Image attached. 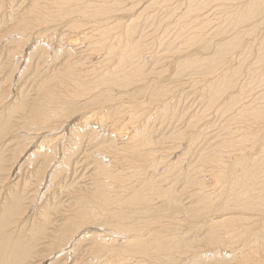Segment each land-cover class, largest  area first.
<instances>
[{
	"label": "bare ground",
	"instance_id": "obj_1",
	"mask_svg": "<svg viewBox=\"0 0 264 264\" xmlns=\"http://www.w3.org/2000/svg\"><path fill=\"white\" fill-rule=\"evenodd\" d=\"M30 1L31 3L29 4L30 6L29 8H27V10H25L26 7H24L21 9V13L15 14V11H13L7 13L8 15L5 13L7 16L4 15L5 18L10 20V24L13 23L11 21H14V26L10 31L11 32L10 36L8 35L7 37L6 34L3 35L2 37L4 38L7 37V38L2 39L0 43V46L4 47L9 53V55H12L11 59L10 57H8L9 55L6 56L7 59L9 58L8 60H11L10 69L11 68H13V70L15 69L12 79L7 75V77L9 78V81L8 80L7 81L8 83L9 82L10 83L8 84L9 86L8 85L6 86L7 87L6 91L7 90L10 91L9 92L10 94L12 90L16 91L18 89L17 86L19 87L20 85V81L24 79V77L26 78L27 76V78H29L33 74L31 70L32 67L35 73L36 65H37V64L35 65V58H38L36 57L37 56L36 54H42V55L47 54V58L45 62L46 67H44L46 72L43 73L41 78L39 77L40 79H37V83H35L38 85L39 93L38 95H36L34 99L35 100L34 103L30 104V102L28 101L20 102L19 99L18 104L15 105L14 102H11V98L8 101V103L6 101H5L6 103H0V135L9 128H11L10 125H12L13 127L12 123L10 125L9 123L8 124L3 123L4 121L2 115L4 113L2 112L3 111L9 112L12 115V112L15 109H19V110H23L22 114L24 116L23 118L24 123L21 124L22 126L19 125L20 127L17 126L18 123L17 125L14 124L16 126H14L13 128H17L16 129L17 135H19V137H22L24 142H26V140H29L27 138L32 136V134L34 135L33 137L34 140L35 139L36 140L34 141L32 139L34 142L28 141L31 144L29 148L23 151L22 153H20L19 156L17 157L16 162H14L12 165L10 164V167L6 168L9 169L8 170L9 172L8 174L4 176L2 175L0 177V192L3 189H5L6 181L8 180L10 182L11 179H15L18 173H21V171L24 169L28 161L29 163H31L32 159L37 158V161L39 162L41 161L48 162V166L45 170V174L43 177L44 179L39 183L34 193L35 200H33V203L31 204L30 207L28 206L29 208L27 209L28 210L27 216L29 217V214H31L32 211H34V209L37 207V204L39 202L43 203L42 200L46 198L49 188H51L54 185V182L56 180L55 177L58 174V172L64 167L70 166V156L72 155V153L78 151V149L82 147L81 145H83L84 143L85 146L88 145L90 148L91 147L95 148L94 151L93 149L91 150L93 151L92 156L96 155L94 157L95 166L92 168L94 170L92 179H94L95 177L96 182L95 184L93 183L94 186L92 189L90 190L88 189V191L78 196V198H80L81 200L78 201L81 202L80 205L81 207L78 208L76 207L75 210L72 209V214L69 213L65 215V217L63 218L61 217L62 221L60 225H59L60 220L49 222L48 214H46L45 221L42 225L43 228L42 229L39 228V230H35L34 235L31 236L28 242H24L20 237L14 238L13 230L8 229V227L6 226V224L9 223L10 213L12 212L14 213L15 211H18V209L21 207V201H22L21 199L25 197L24 195L25 190H23V188L22 189L19 188L17 190H15L16 189L15 188L14 190H10L11 195L13 196L19 195V197L14 198L12 201H9L8 198H5L8 203H5L2 205V207H0V264H29L28 260L31 261L30 257L33 256V253L34 256H36L35 254H37L34 251L37 247V244L41 236L44 238L46 237L47 239L51 238V240H53L54 238V235H50V236L48 235V232L46 231L45 228L47 225L51 224L52 226L53 224H55L57 227L52 228L51 232L57 233L59 231V234L56 237L63 236L60 239V242L56 244L57 246L62 242L64 238H66L63 232L66 230V225L69 227L68 225L69 221L71 219L74 220L76 218H78V220L76 219L74 226L78 228L68 238V240L66 239L68 241L67 244L65 243L66 247L60 249L58 252L57 251L52 252L53 250H51V253L48 254L47 256L48 258H46V260L53 258V259H57V261L61 262L62 264L64 260L63 257L66 254L79 250L80 249L79 247L82 246V244H84V241L88 240L89 241L88 245L89 247H93L92 250L94 252L97 253L99 251L104 253L102 254L103 256L102 260L100 257L95 259H94L95 256L93 257V259L96 260V262L100 261L99 263L97 262V264L109 263L108 260L111 257L110 254L114 253V251H116L118 246L120 245L124 246L123 247L124 251L120 253L118 252L117 255L119 256V258L121 257L125 258L123 255L124 253L126 255L128 253L129 256L130 255L134 256L136 260H133L131 262L129 261L131 264H133L134 262H136L137 264H144V261L141 256H145V255L151 258H157L158 260H162L166 258L168 259L169 264H173L174 262H178L179 260L177 261L176 258H174L171 255L172 253L170 250L179 247L177 246L178 242L177 239H175L172 236L174 234L172 235L170 234L174 239H169L168 236L166 237L164 235L165 229H167V227H170L169 226L170 224L172 226L178 225L177 223L176 224L172 223L173 222L172 218L174 217H171L169 215L171 209H180L184 211L185 214H188V216L189 214H194V216L192 215L191 216L193 217V219L197 218L198 220L194 219L195 221L194 220H192V222L188 221L189 222L188 226L186 225L185 226L189 227L190 230L192 229L194 230L193 241L199 239L198 240L199 241L198 244H199L205 240L204 243L207 244V245L205 244V246H203L204 248L201 249L200 248L196 249L195 247L196 242L192 243L191 245L189 244L190 246L186 247V249H188L186 251L188 257L183 259L180 262V264H264V111L257 110L256 108L251 107L252 103L250 102L246 101L247 103L246 102L244 103L243 101H241V103L243 102L244 104L236 108V112L234 111L235 114L234 115L230 114L227 116L228 117L227 126L229 128L233 127L231 126L232 124H237V123L239 124L237 128L234 127L236 129L232 128V132H235L236 130L238 131V129H240L243 132V134L240 136L237 135L238 136L237 138H228V137L223 138L224 140H221V142L218 143V145L221 148H219V150L217 149L215 152L213 149L214 153L211 155H207V154L205 155L203 154V152L198 153L197 156L201 160L200 161L201 164L205 165V167L207 168L206 170L203 171H201V169L199 170L200 174H204L203 177L197 176L196 177L197 181L191 179L190 180L195 185L197 184L201 185L202 188L195 189L197 190V193H193V194L196 195V199L194 201H191L192 203L190 202L191 204L189 205L191 206L188 205L178 206L177 201L176 203H174V199H173L175 192L171 191V188L169 187L171 186V184H167V183L170 182L171 175L175 174L178 171L184 172L182 168H179L181 160L179 159L178 161L172 162L171 159H169L168 152L166 151L167 150L166 142L168 141L166 140L165 142L162 140L163 142H161L159 141V139L155 140L156 138L153 136L154 129L147 128V126L145 125L146 122L140 123L139 125L134 122V119L138 115L134 113V109H137L138 101L134 102L135 101L134 100L133 103H131L132 105L129 107V111H127L128 109H126V111H122L121 110L122 107L120 106L122 101L121 100L119 101V98L115 96H113L114 99L112 98L110 92L111 90L110 85L102 86L104 83H101L95 79L96 80L95 84L97 85V88L96 87L93 88L87 84L88 82L87 79L85 83L84 82L82 83L76 77L75 80L72 81V84L68 83V81L74 77V72H73L74 67H72V64L73 62L76 61L77 55L78 54L81 55V53L83 52L81 49L75 47H77V45H81L82 41L88 45L87 49L91 50V52L93 50L99 49L101 45L104 46L105 41L108 40L107 38L110 35H108L109 28L102 27L104 25L103 22H105V24L107 25L109 24L108 22H110L109 21L110 17L109 16L106 17V15L113 12L117 8L114 7V5L119 0H116L115 1L116 3L112 2L113 0H100L99 1L100 5L94 3L97 0L94 2L91 1L89 4H87L88 2L86 3L87 0L85 2L83 0H30ZM165 1H168L167 3L171 2V0H165ZM176 1L174 0V2ZM181 1L183 2L182 5H184V3L185 5H187L188 8L187 10H191L190 22H192L194 25L197 23V28L198 26H202L206 24V22H208L209 24L211 23V21L208 19L209 16H207L212 11L211 0H187V1L181 0ZM242 1L243 2L238 5V9L234 13L232 14L228 13L225 15L224 19L226 20V23L225 21L224 23L227 24L226 27L224 29H220L219 27L215 28L216 33L218 32L225 33L227 35L226 37H224L219 41V47L216 45L217 46L216 48L218 49L214 50V52L212 51L213 52L212 54H206V55L203 54L198 57L197 56L188 57V58H195L196 60L193 62L191 61V59L188 58L184 59L185 56L182 57L184 55L183 54L184 52L182 53L183 55L179 58V60H176L178 62L180 61V63L183 65H187L186 68L182 70L183 73L190 72L188 74L201 73V75L203 76L210 75V78L207 79L206 81L204 80L205 81L204 84L201 85L199 89L206 90L209 93V96L207 98L208 101H206L205 104L208 103L209 105L212 104L211 106H213L219 99L223 98L221 105L219 103L220 107H218L219 109L218 111H221V113H219L220 115L221 114L223 115L225 113L228 114L227 112H230L232 110L231 107L233 102H237L236 101L237 99L239 100L237 96H236L237 98L234 97V94L237 93L240 94L241 96H244L246 93L245 88H243L245 87L242 83L243 81H240L239 79L241 75H239L240 77L238 78L239 73L243 74L242 73L243 71H247L244 70L246 67L244 63L245 55H249L248 52L251 49L249 47V44L251 43H249V41L244 40V38H246V36H250V34L252 33H255L254 30L256 28L258 29V27H262L261 30L264 31V0H242ZM214 2L216 1L213 0V3ZM3 4L5 5V3H3V0H0V8L2 9H3ZM167 5L170 6L169 4ZM13 9H15L14 6L10 10L12 11ZM144 10L141 12H144ZM17 15H19L20 17H18ZM61 18L65 20L63 21V23H61L62 26L60 25L61 29L64 28L66 32L68 31L69 33H72L73 36L77 38V39H73L72 37H68L67 39H65V41L69 43L70 47L64 44L63 45L61 44V46L60 45L55 46V42L52 41L53 40L52 38L53 36L51 35L52 33L51 34L46 33L50 29H53L52 27H49L50 26L49 24L53 22L52 20L61 19ZM101 22L103 23L102 26H100ZM129 22L130 21H128L127 24H124L123 26L120 27V29L123 28L125 30V32H123V35H125L123 41L125 43L123 45H120L122 44V42L120 41L121 39L118 38L120 51L121 50L122 51L119 55L117 54L119 56L117 57V59L122 68H125V65L127 66V68H129L131 65H135L136 67L132 69V71H127L126 73L131 74V76L136 78L137 77L136 75L139 76L142 75L143 72H145L146 66L144 65L141 59L143 55L142 56L140 55L146 50L142 52L141 48L144 47L142 46L143 44L139 43L142 39H140L138 42L137 41L138 39L136 40L135 37L136 36L135 33H137L138 30H140L139 28L141 25L135 24L134 21L130 23ZM153 22H155V19ZM115 24L116 23H114V25ZM150 24L151 22L149 23V25ZM182 24L183 26L185 25L187 26L188 21L187 23L182 22ZM3 26L6 27L5 25ZM110 26L112 27V24H110ZM231 26L233 27L235 26L236 28L240 26L242 27L240 29L238 28V30L235 31L233 35H230L229 31L231 30L230 29ZM203 29L204 27L201 28L199 31L195 30V32L191 33L192 35L190 34L187 40H183L181 38L183 40L182 42L184 43L185 41L184 44L191 42L193 44L199 43L201 44L202 49H206V50L210 49L211 42L205 38L210 33L206 32L208 29H206L205 31ZM179 30L181 31L178 32H183L184 29L183 30L179 29ZM178 32L176 31V33ZM57 34L59 33H56V36ZM178 35L180 34L178 33ZM80 37L83 39H81ZM253 38L252 41L255 42L256 39L253 40ZM107 42H110V40ZM114 42L111 43L115 44ZM242 45L244 47V50L242 52L241 51L238 52L239 51L238 49H241ZM15 47H17L18 50L21 49L22 50L19 53L16 52L15 50L11 51V49H14ZM106 47L108 48V46ZM111 47L113 48V46ZM111 47L109 48L110 53L109 51L108 53L110 55H114ZM117 47H115V49L119 48ZM182 47L184 48V46ZM258 47L259 50L256 49V51H258L259 53V56H257V62L256 64H254L255 58H252L254 61L253 62L254 65L252 69L251 68L250 69L254 70L255 72L257 71L260 74L262 71L264 72L263 70L264 69V35L261 37ZM0 51L2 52L3 50L0 48ZM207 53L209 52L207 51ZM101 55L102 54H100V56ZM252 55H254L253 51H252ZM102 59L103 57L101 58V61ZM246 60H248V58H246ZM54 61L55 62L61 61L60 65L62 64L65 65L64 66L65 69L63 71L64 74L62 76L53 75L51 77L52 72H49L48 67H50V65H52ZM90 61H87V63L90 64L89 63ZM178 62L177 65L179 66ZM220 62L223 63V64L221 63L222 64L221 68H220L221 65ZM2 63H0L1 67H3L4 65ZM117 63L115 64L117 65ZM41 65L42 64H39V67ZM84 65L86 66V64ZM92 66H95V64ZM86 67H88V65ZM113 67L117 68L116 66ZM248 67L246 69H249ZM110 68L111 67L109 66L108 71L106 73H103V78H104L103 82L108 83L107 81H112L115 86H121V87H125L130 83L129 81H127L128 78L126 76L120 77L118 75L119 72H117V69L110 70ZM127 68H125L124 70L126 71ZM93 69L94 68L92 67V70ZM40 71H42V69ZM85 71L87 72V70ZM82 73H84V71ZM260 77L264 79L263 76ZM59 78L61 79L60 80L61 85L60 84L58 85L56 83V81ZM43 84H45V86L42 87ZM162 85L160 84V86ZM157 86L158 85L156 86L154 85V87ZM1 87L2 85H0V89ZM152 87L151 89H153ZM163 89L157 88V90L152 91L153 93L152 97H156V99L157 98L159 99V97H161V95L164 93ZM228 89H232L231 93L227 92L229 94L225 93V91ZM40 90L42 92H40ZM85 91L86 93H84ZM21 92L23 93L22 90ZM251 92L252 90L249 93ZM120 93L122 92H119V94ZM224 93L227 95L225 96ZM148 94L151 93H147V95ZM221 95L224 96L220 98ZM70 97L72 98V100H68ZM14 98H16V96ZM125 101L126 103H128L127 99H125ZM171 102L172 101H165L162 104H160L159 107L162 109L164 115L168 117L170 116L169 111L171 110L170 108L172 105L169 104ZM124 105L122 106L125 107ZM84 109L86 110L85 112L83 111ZM80 110L84 112V113L82 112L83 115L81 117L74 116L77 115V113H79ZM125 113H129V114L124 119H122V116ZM59 125H63V126L57 127ZM195 139L196 138H191L189 143L191 142L192 144V142H194ZM9 142H11V140ZM7 146H8L7 142L0 143V174L3 170L5 171V167L4 165H1V163L4 161V152L6 149L5 147ZM196 149L197 148H195V150ZM254 149H257V154L260 153L258 157L253 156L254 154L251 153V151ZM53 152H56L55 158L50 157V155H52ZM224 153H226L227 155H224ZM193 154L194 153H192V155ZM207 163H209L210 165L208 166ZM206 179L208 180L210 179L209 185H211V188L210 186L205 187L204 185L201 184ZM187 180H188L187 182L190 181L189 179ZM123 181H125L127 185ZM112 183L118 184L116 187L117 190H115L116 194L112 190L113 187L112 188L110 187ZM26 184L27 183H24L23 187ZM238 186L245 189V194L248 195L247 198H245L244 194L240 192L239 189H237ZM118 188H121V190L119 189L120 191H118ZM97 199H103V201L106 203V205L101 210L96 209L95 206L94 207L91 206V201ZM158 200L161 201L159 204H156ZM98 203L99 202H97L96 205ZM195 203L196 204L198 203V206H196ZM211 204L214 205L211 208L212 211H207L206 213L202 214L203 209ZM216 207L217 210L219 212H222L223 214L221 215L216 214L215 213L217 211ZM164 208L169 210L166 211V213L168 212V215L163 213ZM239 209L248 210L254 213L253 219H248L249 222L247 223L246 226L239 224L240 223L239 220L241 218L239 219L236 218L235 211ZM107 211L108 213H112L113 217H108L106 216L107 214L104 215V212ZM159 211L162 212L163 214L159 213ZM162 217H169L171 221L161 223L159 221H161L160 218ZM98 218H101L100 220L102 223H105L106 225L109 224L111 227L114 226L113 229H107L106 225L104 226V228L103 227L100 228L99 226H97L96 228L93 225L89 226L90 223L96 222ZM24 222L25 221L22 220L21 225H23ZM239 225L241 226L240 227L241 230H239L240 228L237 229ZM85 229H91V231L84 232L83 230ZM222 229L224 230L220 232V230ZM155 232L158 233L161 239L157 241L155 240L156 239L154 236ZM80 233L82 234L81 237L77 238L78 237L77 235H79ZM62 243H64V241ZM226 244L232 245L231 248L219 247L222 245L224 246ZM88 245H84V247L82 246L83 249H85ZM211 245H214L215 248H211ZM166 251H170L168 253L171 254H164L166 253ZM99 258L100 260H98ZM125 259L129 260V258H125ZM157 259L155 260L158 261ZM114 262L116 264L115 259ZM155 263L156 262H154V264ZM168 263H166V260L164 261V264H168ZM38 264H43V263H38ZM51 264H53V260Z\"/></svg>",
	"mask_w": 264,
	"mask_h": 264
},
{
	"label": "rangeland",
	"instance_id": "obj_2",
	"mask_svg": "<svg viewBox=\"0 0 264 264\" xmlns=\"http://www.w3.org/2000/svg\"><path fill=\"white\" fill-rule=\"evenodd\" d=\"M83 1L85 2L86 0H83ZM91 1L94 2L96 0H89V1L87 0L86 3L88 2L87 4H89ZM97 1L94 3L97 5H100L99 4L100 0H97ZM115 1L116 0H113L112 2L116 3ZM178 1L174 2V0H171V2L167 3L168 1H165V0H146V2H145V0H127V1L126 0H119L116 3L117 5L116 4L114 5V7H117V8L113 12L106 15V17H108V16L110 17L109 21L111 23L108 22L109 24L107 25V24H105V22H103L105 26L103 25L102 22L100 23V26L103 25L102 26L103 28H109V34L108 35H110L107 38L108 40L105 41L104 46H102V45L100 46V48L102 50L99 48L100 50L99 49H97L98 51L93 50L92 52H94V53H92L91 50L87 49L88 45L85 44L83 41H82L81 45H77V47H75V48L81 49L83 52L81 53V55H79V54L77 55L76 61L73 62V64H72V67H74V70H73L74 77L72 79H70L68 81V83L72 84V81L75 80V77H76L82 83L83 82L85 83L88 80L87 84L93 88L94 87L97 88V85L95 84L96 80L101 82V83H104L102 86H104V85L109 86L110 85V88H111L110 92H111L112 98H113V96H115V97L119 98V101L120 100L122 101V103L120 104V106L122 107L121 108L122 111H126V109H128L127 111H129V107L132 105L131 103H133L134 100H135L134 102L138 101L137 102L138 103L137 109H134V113L136 115L137 114L138 115L135 118L136 120L134 119V122L137 123L138 125L140 123L146 122L145 125L147 126V128L154 129L153 130V132H154L153 136L156 138L155 140L159 139V141H161V142H163V141L166 142V140L168 141V142H166V147H167L166 151L168 152L169 159H171L172 162L178 161L179 159L181 160V163L179 161V163H180L179 168H182L184 170V172L178 171L175 174L171 175L170 176V182L167 183V184H171V186H169V187L171 188V191L175 192L174 197H173L174 203H176V201H177L178 206H180V205L191 206V205H189L192 203L191 201H194L196 199V195L193 194V193H197V190H195V189L202 188L201 185H198V184L195 185L193 182H191V180L197 181L196 180L197 176L203 177L204 174H200L199 170L201 169V171H203V170H206V168H207V167H205V165L201 164V162H200L201 160L197 156L198 153L203 152V154H205V155L206 154L211 155L217 149L219 150V148H221L218 145V143L221 142V140H224L223 138H225V137L237 138L238 136L243 134V132L240 129H238V131L236 130L235 132H232V128H234V127L237 128L239 124L238 123L232 124L231 126H233V127L229 128L227 126L228 125V123H227L228 117L227 116L230 114L234 115L236 112V108H238L240 105L244 104L246 101L252 103V106L250 105L251 107H254L257 110L264 111V79H262L260 77V76H263V78H264V72L262 71L259 74V72H257V71L255 72L254 70H251L253 65L256 64V62H257V56H259V53H258V51H256V49L259 50L258 44L260 42L261 37L264 35V31L261 30L262 27H258V29L256 28L254 30L255 33H252V34H250V36H246V38H244V40L249 41V43H251V44H249V47L251 48L250 51L252 50L254 53V55H252V51L248 52L250 57L252 56L251 59H250L249 55H245V61L246 62L244 61V63H245L246 67L244 70H247V71H243L242 72L243 74H241V73L238 74V78L240 77L239 75H241V77L239 79H240V81H243L242 83L245 86L243 88H245L246 93L244 96L246 98L244 96H241L240 94H237V93L234 94V97L235 98L238 97L239 100L237 99L236 100L237 102H233L232 107H231L232 110L230 109L231 111L229 110L230 112H227L228 114L225 113L223 115L222 114L220 115L219 113H221V111H218L219 110L218 107H220V105H221V102L223 99L222 97L224 95L226 96L227 94L231 93L232 89L226 90L225 93H227V92H229V93H227V94L224 93V95H221L220 98H222V99H219L218 100L219 102L217 101L215 103V105L211 106L212 104L211 105H209L208 103L205 104V102L208 101L207 98L209 96V93L206 90H202L199 88L201 85L204 84V82L207 79L210 78V75H204L203 76V75H201V73H192V74H188L190 72L183 73L182 70L184 68H186L187 65H183L180 63V61L178 62L176 60H179V58L183 54L184 55L182 57L185 56L184 57V59H185V58L192 57V56L198 57V56H201L203 54L204 55L212 54L214 52V50L218 49L216 47L217 46L219 47V41L221 39H223L224 37H226L227 35L225 33H219V32L216 33L215 28L219 27L220 29H224L227 25V24H225L226 23V20L224 19L225 15L228 13H231V14L234 13L238 9V5L240 3H242L243 1L242 0H240V1L239 0H214L216 2L213 3V0H211L212 1L211 5L214 8L211 6L212 11L209 15H207V16H209L208 19L211 21V23L209 24L208 22H206V24H204L205 26L202 25L204 27L203 30L205 31L206 29H208L206 32L210 33L209 34L210 37H209V35H207L208 37L207 36L205 37L207 40H209L211 42L210 49H208V50L202 49L201 44H199V43L193 44L191 42V43L184 44L185 41H184V43L182 42L183 40H187V38L190 36V34L195 32V30L199 31L203 27L198 26V28H197V23L194 25L192 22H190L191 10H187L188 9L187 5H185V3H184V5H182L183 2L181 0H178ZM3 3H5V5L3 4V9L0 8L1 9L0 10V26H2V27H0V43H1L2 39H6L8 37V35L10 36V34H11L10 31L12 30V28L14 26V21H11L13 23L10 24V20L5 18V16L8 15L7 13L13 12V11H15V14L21 13L22 8L26 7L25 10H27V8H29V6H30L29 4L31 3V1L30 0H28V1L27 0H23V1L22 0H3ZM150 3H151V6H150ZM167 4H169L170 6H168ZM221 4H224V5H221ZM19 5H22L23 7L19 6ZM180 5L183 7H181ZM11 6L15 7V9H13L12 11L10 10L12 8ZM122 8H124V9H122ZM144 8H145V10H147V9L148 10L145 11ZM184 9H186L187 11ZM143 10H144V12H141ZM177 13H178V15H177ZM150 14H152V15H150ZM153 14H155V15H153ZM214 15H216V16H214ZM17 16L20 17L19 15H17ZM148 16H150L151 19ZM180 16H181V18H180ZM157 17L159 18V20ZM146 19H148V20H146ZM154 19H155V22H153ZM132 20L135 22V24L141 25L139 28L140 30H138V32L135 33L136 34L135 37H136V40L138 39L137 40L138 42L140 39H142L139 42V43L143 44L142 46L144 47V48H141L142 52L144 50H146L143 52L144 54L142 53L140 55V56L143 55L141 57V59H142L144 65L146 66L145 72L142 73L143 76L139 75L140 76L139 77L138 75H136L137 76L136 78L131 76V74L126 73L127 71H132V69H134L136 66L131 65L129 68H127V66L125 65V68H127V70L125 71L124 70L125 68L121 67V65L117 59V57H119L118 55L122 51V50L120 51V45H123L125 43L123 41L124 37H125V35H123V32H125V30L123 28L120 29V27L123 26L124 24H127L128 21L133 22ZM52 21L53 22H51L49 24L50 26L49 25L48 26L52 27L53 29H50L46 33L47 34L52 33L51 34L53 36L52 41L55 42V46H59V45L61 46V44L62 45L64 44V45H67L68 47H70L69 43L66 42L65 39H67L68 37H72L73 39H77V38H75L72 33H69L68 31H67L68 32L67 33L64 28L61 29L60 25L65 20L61 18V19H53ZM187 21H188L187 26L186 25L183 26L182 22L187 23ZM224 21H225V23H224ZM150 22H151V24L149 25ZM199 22H201V21H199ZM114 23H116V24L114 25ZM110 24H112V27L110 26ZM3 25H5L6 27H4ZM117 25H119V26H117ZM57 26H59V27H57ZM242 26H244V25H242ZM242 26L237 27V28L235 26L234 27L231 26L230 27L231 30L229 31L230 32L229 34L233 35L235 33V31H237L238 28L240 29ZM199 27H201V28H199ZM179 29H182V30L184 29V30H183V32H178V31H181ZM190 30H192V31H190ZM176 31L180 35H178V33H176ZM54 32L59 33L60 35L57 34V36H58L57 37L56 33H54ZM5 34L7 35V37L6 38L2 37ZM116 35H118V36H116ZM249 37H252V38L254 37L253 40L256 39L255 42H253L252 38H249ZM115 38H117V39H115ZM118 38L121 39L120 41L122 42V44H120V45H119ZM81 39H83V38H81ZM109 40H110V42H107ZM111 42H114L115 44H113ZM116 42H118V43H116ZM215 43H217V44H215ZM25 44H26V42H25ZM105 45L108 46V48ZM109 45H110V47L113 46V48L112 47L111 48L113 50L114 55L109 54L110 53ZM182 46H184V48ZM188 46H190V47H188ZM85 47L87 50L85 49ZM115 47H117L119 50L115 49ZM185 47H186V49H185ZM213 47H215V48H213ZM241 47H242L241 49H238L239 50L238 52H240V51L242 52L244 50L243 45ZM0 48L3 50L2 52L0 51V54H2V55H0V60H1L0 63L3 62L2 64H4L3 67L0 66L1 67L0 68L1 69L0 70V82H1L0 85H2V87L0 89V98L2 101L0 100L1 101L0 103H6V102L8 103L10 98H11V102H14L15 105L18 104L19 99H20V102L28 101V102H30V104L34 103V101H35L34 99H35L36 95H38V93H39L38 85L35 83H37V79H40L42 74L46 72L44 67H46L45 62H46L47 54H44V55L36 54L37 55L36 57H38V58H35V65L37 64L38 66L36 65L35 73H34L33 67L31 69L32 73L34 75L32 74L29 78H27V76H26L27 79L24 77V79H26L27 81L22 79L21 80L22 84L20 81L19 87L17 86L18 89L16 91L12 90V92L10 94L9 93L10 91H8V90L6 91V89H7L6 86L10 83V82L8 83V81H9L8 77H11V79H12V76L14 74L15 69L14 70H13V68L10 69L11 60H8L9 58L7 59V56L9 55L7 50L1 46H0ZM14 50L19 53L22 49L18 50L17 47H15L14 49H11V51H14ZM108 51H109V53H108ZM207 51L209 53H207ZM99 53L102 54L101 56L103 57V59L105 58L104 60L102 59V61H101L102 57L100 56ZM90 54H91V57H90ZM94 54H95V56H94ZM96 55H97V57H96ZM11 56L12 55H9L8 57H10V59H11ZM83 56H84V58H83ZM92 56L94 59L92 58ZM106 56H108V57L112 56V57L108 58ZM246 58H248V60H246ZM252 58H255V62L253 61ZM188 59H191L192 62L196 60L195 58H188ZM86 60L87 61L91 60L89 62L90 64H88ZM116 60L118 63L116 62ZM251 60H252V62H251ZM61 61H56V62L54 61L53 64L51 63L53 66L50 65V67H48L49 72H52L51 77L53 75L54 76H62L64 74L63 71L65 69L64 68L65 65L64 64L60 65ZM177 62L179 64V66L177 65ZM247 62H248V64H247ZM253 62H254V64H253ZM102 63H103V65H102ZM115 63H117V65ZM221 63L222 62H220V64ZM39 64H42V65L39 67ZM84 64H86V66L88 65V67H86ZM94 64H95V66H92ZM222 64L220 65V68L222 67ZM98 65L99 66L101 65L100 66L101 68ZM109 66L111 67L110 70L111 69H117V72H119L118 75L120 77L126 76L128 78L127 81H129L130 83L125 87H121V86H115L112 81H107L108 83L103 82L104 81L103 73H106L108 71ZM113 66H116L117 68H115ZM92 67L94 68L93 70H92ZM247 67L249 69H246ZM41 69H42V71H40ZM95 69H97V70H95ZM7 70H8V72H7ZM82 70L84 71V73H82L83 72ZM85 70H87V72ZM248 70L250 71V73ZM54 71H55V74H54ZM122 72H125V73H122ZM7 75H8V77H7ZM248 75H251V76H248ZM90 77H92L93 80ZM200 77H202V78H200ZM31 78H33V79H31ZM5 80L6 81L8 80V81L6 82ZM60 80L61 79L59 78L56 81V83L58 85L59 84L61 85ZM198 80H199V82H198ZM3 82L4 83L6 82V83L4 84ZM26 82H28V83H26ZM160 84L161 85L163 84V85L160 86ZM154 85L155 86L158 85V86L154 87ZM43 86H45V84H43L42 87ZM151 87L153 89H151ZM157 88H160V89L164 88L163 89L164 93L161 95V97H159V99L158 98L156 99V97H152V95H153L152 91L157 90ZM19 89H21L23 91V93ZM27 89H29L30 91ZM251 90H252V92L249 93ZM40 92H42V91L40 90ZM119 92H122L120 94H122L123 96L120 95ZM25 93H27V94H25ZM72 93H74V92H72ZM84 93H86V91ZM147 93H151V94L147 95ZM24 94L28 97H26ZM15 96H16V98H14ZM4 97L5 98L7 97L6 98L7 100ZM12 98H14V99H12ZM70 98L68 100H72V98L71 99ZM125 99H127L128 103H126ZM76 100H78V99H76ZM165 101H172L169 104V105H172L170 108L171 110L169 111L171 117L165 116L164 113L162 112V109L159 108L160 104H162ZM241 101H243L244 103L243 102L241 103ZM152 102H154V103H152ZM219 103H220V105H219ZM122 105H124L126 108L123 107ZM215 110L218 112H216ZM83 111L85 112L86 110L84 109ZM83 111L80 110L79 113H77V115H74V116L81 117L83 115L82 114ZM2 113H4L2 115L4 124L9 123V125H10L12 123L13 127H14L17 125V123H18L17 126H19V125L22 126L21 124L24 123V119H23L24 116L22 114L23 110L15 109L12 112V115H11V113L5 112V111H3ZM13 114H14V116H13ZM79 114H81V115H79ZM125 114H123L122 119H124L129 113H125ZM5 115H6V118H8L9 120L11 119L12 121L11 120L9 121L8 119H6ZM14 120H16V121H14ZM14 124H16V125H14ZM60 124H62V123H60ZM10 126H11V128H9L8 130H6L4 133H2L0 135V143L7 142V145H8L7 147H5L6 149L4 152V161L1 163V165H4L5 171L3 170L1 172L0 177L2 175L4 176V175L8 174L9 169H6V168L10 167V164L12 165L14 162H16L17 157L19 156L20 153H22L23 151H25L29 148V146L31 144L28 141L34 142L36 140V139L34 140V138H33L34 135L32 134V136L27 138L29 140H26V142H24L23 138L19 137V135H17V132H16L17 128H13L12 125H10ZM61 126H63V125H59L57 127H61ZM201 128H202V130H201ZM236 128H234V129H236ZM14 134L17 136H15ZM4 138H6V139H4ZM13 138L14 139L16 138V139L14 140ZM191 138H196L194 140L195 143L194 142H192V144H191V142L189 143ZM10 140H11V142H9ZM84 144L81 145L82 147H80L78 149V151L72 153V155L70 156V166L64 167L63 169H61L58 172V174L55 177L56 178V180L54 182L55 186L53 185L51 188H49V191L47 193L46 198L42 200L43 203L39 202L37 204V207L34 209V211H32V213L29 214V217L27 216L28 215L27 209L31 206V204L33 203V200H35V194L34 193H35L36 188L38 187L39 183L41 181H43V179H44L43 177L45 174V170L48 166V162H43V161L39 162V161H37V158L32 159L31 163H29V161H28V163L26 164L24 169L21 171V173H18V175H17L18 177L16 176L15 179H11L10 182L8 180L6 181L5 189H3L1 191L2 193L0 192V207H2L3 204L8 203L5 198H8L9 201H12L14 198L19 197V195H14V196L11 195L10 190H14L15 188H16L15 190H17L19 188L20 189L23 188V190H25V193H24L25 197H23L21 199L23 201V202L21 201V207L18 209V211H15L14 213L13 212L10 213L9 223L6 224L8 229L13 230V237L14 238L20 237V238H22V240L24 242H28L29 239L31 238V236L34 235L35 230H39V228L40 229L43 228L42 225L45 221V215L46 214H48V221L49 222L60 220L59 221V225H60L61 221H62L61 219L63 217H65V215H67L69 213L72 214V209L75 210L76 207L77 208L81 207L80 206L81 202H78L81 200H80V198H78V196H80L82 193L88 191V189L89 190L92 189L94 186L93 183L95 184V182H96L95 177H94V179H92L93 173H94V170L92 168L95 166L94 157L96 156V155L92 156L93 155L92 152L94 151L95 148H92V147L90 148L88 145L85 146ZM251 145H252V143H251ZM189 148H191V149H189ZM195 148H197V149L195 150ZM83 149H85L86 151ZM91 149H93V151ZM213 149H214V152H213ZM184 150H186V151H184ZM192 153H194V154L192 155ZM251 153L254 154L253 156H255V157H258L260 154V153L257 154V149L252 150ZM224 155H227V154L224 153ZM50 157L55 158L56 152H53V154L50 155ZM49 160H50V158H49ZM89 163L92 165H90ZM28 164H30V165H28ZM87 164L90 166H88ZM207 164H208V166L210 165L209 163H207ZM195 166H196V168H195ZM200 167H202V168H200ZM190 169H192V170H190ZM197 170H198V172H197ZM198 173H199V175H198ZM7 177H8V175H7ZM187 179H189V180L191 179V180L189 182H187L188 181ZM206 180H205L206 182L203 181L204 183L202 182L201 184L204 185L205 187L210 186V188H211V185H209L210 179L209 180L206 179ZM172 181H174V182H172ZM123 182H125V181H123ZM24 183H27V184L23 187ZM117 185H118L117 183H112V185H110L111 188L113 187L112 190L114 192H115V190H117L116 189ZM126 185H127V183H126ZM119 189L121 190V188H118V191H120ZM237 189H239L240 192H242L244 194L245 198L248 197V195L245 194L244 188L238 186ZM115 194H116V192H115ZM3 201H5V202H3ZM160 201L161 200H158V202H156V204H159ZM97 202H99V203L96 205ZM105 205H106V203L103 201V199H97V200L91 201V206H93V207L95 206L96 209H98V210H101ZM193 205H194V203H193ZM195 205L198 206V203L197 204L195 203ZM212 206H214V205L211 204V205L207 206L206 208H204L202 211V214L206 213L207 211H212V209H211ZM165 209L166 208L163 209V213L168 215V212L166 213V211L168 209H166V210ZM216 210H217V207H216ZM160 211H161V209H160ZM160 211H159V213L163 214ZM62 213H63V215H62ZM215 213L218 215L223 214L222 212H219L218 210ZM235 213H236L235 215H236L237 219L241 218L239 220V222H240L239 224H241L243 226H246L247 223L249 222L248 219H253V215H254L253 212L248 211V210H244V209L236 210ZM104 215H106L108 217H113L112 213H108V211L104 212ZM169 215L171 217H174V218H172V221H173L172 223H174V224L177 223L178 225H175V226H177V227H175L174 225L172 226L171 224L170 225L168 224L170 227H167V229H165L164 235L166 237L168 236L169 239H174V238L177 239V242H178L177 246H179V247H176L177 249L175 248L173 250H170L172 254L168 253L170 251H166V253H164V254H171L174 258H176L177 261L179 260L178 262H174L173 264H180V262L183 259L188 257V255L186 254V251L188 250V249H186L187 246H190L192 243L196 242V245H195L196 249H199V248L201 249V248H204L203 246H205L206 243H204L205 242V240H204L202 243L198 244L199 239L198 240L196 239V241H193L194 230L192 229L193 230L192 231V230H190L189 227H186V226H188L189 222H192V220H194V219L198 220L197 218L193 219L192 216H194V214H189V216H188V214H185V212L180 210V209H171ZM26 217H28V218H26ZM74 218H76V217H74ZM76 219L78 220V218H76ZM76 219H74V220L71 219L69 221V223H68L69 227L66 225V230L63 231L65 234V237H66L62 240V242L64 241V243L61 242L57 246H56V244L58 242H60V239L63 236L56 237L59 234V231L57 233L51 232L52 228L57 227L55 224H53L52 226H51V224L47 225L45 228H46V231L48 232V235L49 236L54 235L55 239L53 238V240H51V238L47 239L46 237L44 238L41 236V238L39 240L40 243L38 242L37 247L34 251L37 254H35L36 256H34V253H33V256L30 257L31 261L28 260V263L29 264H38V263L51 264L52 260H53V264H61V262L57 261V259H53V258L51 259L50 258L51 260L50 259L46 260V258H48L47 256H48V254L51 253V250H53L52 252H56V251L58 252L60 249L66 247V244L68 242L67 241L68 238L78 228V227L74 226ZM100 219L101 218H98L97 221L94 223H90V224L88 223L89 226L93 225L96 228H97V226H99L100 228H102V227L104 228V226L106 224L102 223ZM22 220L25 221L23 225H21ZM160 220L161 221H159V222H161V223L171 221V219L169 217H162V218H160ZM16 222H18V223H16ZM179 224L182 226H180ZM106 227H107V229H113L114 226L111 227L109 224H107ZM184 227H186V228H184ZM240 227L241 226L239 225L237 227V229H239ZM15 228H17L18 230ZM173 228H174V230H173ZM172 230L174 233L172 232ZM223 230L224 229L220 230V232H222ZM239 230H241V228ZM83 231L84 232H90L91 229H85ZM209 231H211V230H209ZM81 233L79 235H77L78 236L77 238L81 237V235H82ZM170 234L171 235L174 234V235H172L174 238H172V236ZM154 236L156 238V239L154 238L156 241L161 239L160 236L158 235V233H156V232H155ZM178 240H180V241H178ZM63 244H65V245H63ZM88 244H89V241L85 240L84 244H82V246L84 247V245H88ZM230 244H226L224 246L222 245L219 247H221V248L230 247L231 248L232 245H230ZM82 246L79 247L80 251L77 250L75 252H72V253L70 252V253L66 254L63 257L64 260H63L62 264H97V262L99 263L100 261L96 262V260H94L95 258L100 257L102 260V257H103L102 254H104L103 252L98 251L96 253L92 250L93 247H89V245H88L85 249H83ZM123 247H124L123 245L118 246L117 250L114 251V253L110 254L111 257L108 260L110 264H115L114 259L116 261V264H118V263H121V264H128L129 263V264H131L130 263L131 261L136 260V258L134 256H132V255L129 256L128 253H127V255L125 253L123 255L125 258H129V260L128 259L126 260L125 258H122V257L119 258V256L117 254H118V252L120 253V252L124 251ZM182 248H185V249H182ZM211 248H215V246L211 245ZM174 250L175 251L177 250V251L175 252ZM210 250H212V249H210ZM175 253H177V254H175ZM93 257H94V259H93ZM141 257L144 261V264H147V263L148 264H154V262H156L155 264H164L165 260H166V263H168V259H166V258L162 259V260H158L157 258H151V257H148L146 255L141 256ZM42 258H44V259H42ZM100 258L98 260H100ZM122 259H124V260H122ZM155 259H157L158 261H156ZM152 261H154V262H152ZM109 263H107V264H109ZM135 263L136 262H134L133 264H135Z\"/></svg>",
	"mask_w": 264,
	"mask_h": 264
}]
</instances>
